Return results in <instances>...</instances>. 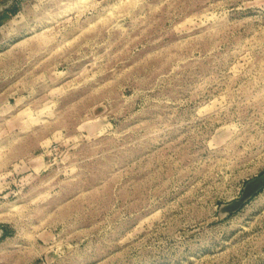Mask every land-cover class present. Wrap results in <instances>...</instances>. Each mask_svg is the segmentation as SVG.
I'll list each match as a JSON object with an SVG mask.
<instances>
[{
	"label": "rangeland",
	"instance_id": "rangeland-1",
	"mask_svg": "<svg viewBox=\"0 0 264 264\" xmlns=\"http://www.w3.org/2000/svg\"><path fill=\"white\" fill-rule=\"evenodd\" d=\"M263 176L264 0H0V264H264Z\"/></svg>",
	"mask_w": 264,
	"mask_h": 264
},
{
	"label": "water",
	"instance_id": "water-1",
	"mask_svg": "<svg viewBox=\"0 0 264 264\" xmlns=\"http://www.w3.org/2000/svg\"><path fill=\"white\" fill-rule=\"evenodd\" d=\"M262 182H264V176L261 178V179H258V180H256L254 183H252L250 186H249V189L247 190V192L245 193V197L246 196H248L252 191H250V188L252 187V185H256V187L257 186H259L260 185V183H262ZM236 205H233L232 207H231V209L232 208H234Z\"/></svg>",
	"mask_w": 264,
	"mask_h": 264
},
{
	"label": "bare ground",
	"instance_id": "bare-ground-1",
	"mask_svg": "<svg viewBox=\"0 0 264 264\" xmlns=\"http://www.w3.org/2000/svg\"><path fill=\"white\" fill-rule=\"evenodd\" d=\"M256 186V185H255Z\"/></svg>",
	"mask_w": 264,
	"mask_h": 264
}]
</instances>
